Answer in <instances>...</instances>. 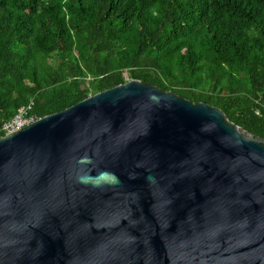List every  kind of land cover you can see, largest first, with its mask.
<instances>
[{"label": "water", "instance_id": "95a60500", "mask_svg": "<svg viewBox=\"0 0 264 264\" xmlns=\"http://www.w3.org/2000/svg\"><path fill=\"white\" fill-rule=\"evenodd\" d=\"M0 264H264V137L134 77L2 133Z\"/></svg>", "mask_w": 264, "mask_h": 264}, {"label": "trees", "instance_id": "16d2710c", "mask_svg": "<svg viewBox=\"0 0 264 264\" xmlns=\"http://www.w3.org/2000/svg\"><path fill=\"white\" fill-rule=\"evenodd\" d=\"M133 77L264 137V0H0V125Z\"/></svg>", "mask_w": 264, "mask_h": 264}, {"label": "built area", "instance_id": "2783aa9c", "mask_svg": "<svg viewBox=\"0 0 264 264\" xmlns=\"http://www.w3.org/2000/svg\"><path fill=\"white\" fill-rule=\"evenodd\" d=\"M30 104L31 100H28L27 103L18 106L14 113L8 119L1 123L0 130L2 131V133L17 129L36 118L28 112Z\"/></svg>", "mask_w": 264, "mask_h": 264}, {"label": "rangeland", "instance_id": "374dc122", "mask_svg": "<svg viewBox=\"0 0 264 264\" xmlns=\"http://www.w3.org/2000/svg\"><path fill=\"white\" fill-rule=\"evenodd\" d=\"M124 76H125V78H126V75H125V73H124Z\"/></svg>", "mask_w": 264, "mask_h": 264}]
</instances>
